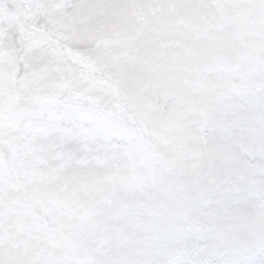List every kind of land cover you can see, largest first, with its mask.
Returning <instances> with one entry per match:
<instances>
[{"label": "snow or ice", "instance_id": "6c2138e0", "mask_svg": "<svg viewBox=\"0 0 264 264\" xmlns=\"http://www.w3.org/2000/svg\"><path fill=\"white\" fill-rule=\"evenodd\" d=\"M0 264H264V0H0Z\"/></svg>", "mask_w": 264, "mask_h": 264}]
</instances>
